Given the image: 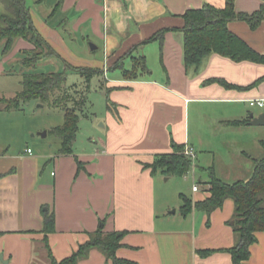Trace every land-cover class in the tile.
I'll use <instances>...</instances> for the list:
<instances>
[{
  "label": "crops",
  "instance_id": "1",
  "mask_svg": "<svg viewBox=\"0 0 264 264\" xmlns=\"http://www.w3.org/2000/svg\"><path fill=\"white\" fill-rule=\"evenodd\" d=\"M263 3L236 0V11L252 15ZM36 4L34 13L30 9L33 22L52 54L64 61V71L66 62L101 70L110 106L104 137L90 142L85 151L74 150L78 134L68 155L60 153L61 145L39 153L30 147L22 152L0 146V264H51L46 237L54 258L63 261L101 228L105 233L125 232L117 256L126 264H233L229 250L238 242L234 200L226 199L210 214L194 208L189 215L178 216L172 207L159 209L160 172L154 175L147 167L156 156L173 153L178 144L203 148L197 156L202 169H214L225 182L253 175V159L260 157L252 150H263L264 124L250 122L264 114V107L251 106V101H264V64L235 62L219 54L208 56L198 72L188 71L184 63L182 16L206 4L224 8L226 0H36ZM59 11L62 17L57 18ZM5 16L10 15L0 13L1 19ZM5 25L6 21L0 29ZM163 29L169 31L162 40L141 44ZM229 29L264 54V22L253 29L246 21L235 20ZM89 31L103 41V61L72 60L64 49L74 50L75 34ZM137 45L133 56L145 57L147 70L128 79L114 66ZM35 49L31 42L16 39L1 58L0 81L10 77L8 63L23 62ZM45 50V55L51 53ZM123 66L133 70L132 56L124 58ZM31 73L36 72L21 73V86L24 75ZM1 90L0 85L4 99ZM3 108L0 112L6 111ZM236 121L245 123L230 124ZM218 161L226 162L228 179L221 177ZM209 181L193 191L194 202L210 196ZM47 213L55 218V229L48 235ZM257 239L248 264H264V232H258ZM202 251L211 253L202 256ZM80 264L113 263L93 249Z\"/></svg>",
  "mask_w": 264,
  "mask_h": 264
},
{
  "label": "trees",
  "instance_id": "2",
  "mask_svg": "<svg viewBox=\"0 0 264 264\" xmlns=\"http://www.w3.org/2000/svg\"><path fill=\"white\" fill-rule=\"evenodd\" d=\"M8 1L12 15L4 18L6 25L0 29V42L6 43V50L12 48L15 40L19 38L34 44L36 49L33 52H28V56L23 60L26 67H31L46 54L45 48L50 50V54L53 53V50L37 30L30 8L26 5V0ZM182 18L184 19V26L180 31L184 35V63L188 71L198 72L204 60L212 54L222 55L235 62L251 61L264 64V54L254 50L245 40L229 29V23L235 20L246 21L253 29L257 28L264 22V3L260 10L250 15L237 13L236 0H226L224 8L206 4L201 9L187 11ZM166 31L169 29L158 31L141 44L162 40ZM138 47L139 45L134 46L114 66L116 69H123L128 79H135L140 72L147 70L146 58L133 56ZM126 56H132L134 68L131 71L125 70L123 66V60ZM66 63L68 70L63 72L25 74L22 89L16 97L9 100L0 99V102L7 105L6 109L8 110L19 109L21 104L37 100L63 111L64 124L55 127L50 133L60 140V153L64 155L71 154L73 151L80 123L78 111L82 107L81 104L84 103V99L80 104L76 98L80 91L78 85L67 86L68 71L72 70L80 74L87 84L91 83L94 77L103 73L101 70L74 67L68 62ZM243 123L245 122L236 121L230 124L241 125ZM261 145L264 150V140ZM173 147V153L158 155L152 164L147 165L154 175L161 172L166 176L185 177L192 171V160L184 154L185 145L174 144ZM253 163L254 172L251 178L234 183L225 182L216 175L214 169H208L210 196L204 201L194 202L191 198L181 196L184 202L181 212L185 216L189 215L194 208L210 214L212 211L221 208L226 199L234 200V230L238 236V242L229 250L233 264H248L251 257V247L258 241L257 233L264 232V158H254ZM54 229V215L45 214L46 235ZM124 235L125 232L105 233L104 229L101 228L92 233L90 240L81 245L78 251L63 261L54 258L47 237L44 239V243L49 250L51 264H80V261L88 258L93 249L103 252L113 264H126V261L117 256V250L122 247ZM210 253L209 251H202L201 255L207 256Z\"/></svg>",
  "mask_w": 264,
  "mask_h": 264
},
{
  "label": "rangeland",
  "instance_id": "3",
  "mask_svg": "<svg viewBox=\"0 0 264 264\" xmlns=\"http://www.w3.org/2000/svg\"><path fill=\"white\" fill-rule=\"evenodd\" d=\"M101 4V2H97ZM7 0H0V13L12 15V11L8 6ZM28 8L34 10L38 8L36 0H26ZM62 17L60 11L56 14L57 18ZM5 24L4 19L0 18V27ZM77 41L73 44L74 50L64 49V52L72 60H99L103 61V41L95 32H78L75 34ZM98 46V49L93 50L92 46ZM6 43L0 42V62L1 58L10 53L13 49L6 50ZM48 50V49H47ZM46 51V50H45ZM49 52V51H48ZM20 57V56H18ZM54 54H47L42 57L37 63L31 67H26L22 61H15L8 63L5 66L6 73L10 77H6L0 81L2 96L7 99L15 97L16 93L21 89V73L22 72H36V73H50L57 71H64V61ZM112 71L110 76H112ZM78 85L80 90L76 98L80 103L84 99L82 107L78 111L80 116L78 133V141L75 144L74 150L76 152L85 151L86 146L90 142H97L103 138L104 130L102 129L104 117L109 109L110 102L105 94L106 81L103 75L96 76L92 79L91 83L87 84L80 74L68 71L67 86ZM1 106V105H0ZM2 105L0 108H3ZM6 109V108H3ZM192 118L194 116L192 112ZM64 112L60 109L54 108L49 104H44L37 100H32L28 103L20 105L19 109L8 110L0 112V146L10 145L13 151H24L30 147L35 152H44L50 148L56 149L60 147V140L50 133L55 127L64 124ZM193 123V122H192ZM47 132L44 137L43 133ZM87 144V145H86ZM84 149V150H83ZM197 156L203 154V148L197 146ZM232 151V150H231ZM255 157L264 158V151L259 148L252 150ZM204 155H207L204 154ZM208 157H205V160ZM235 162V157L231 159ZM208 162V160H206ZM225 161H218V168L221 177L228 179V170L224 168ZM228 163V162H227ZM199 158L195 162V169L192 170L185 177H178L175 175L166 176L163 173H158L156 178V198L158 208L172 207L170 211H178V216H181V207L184 202L181 198L182 195L192 198L193 187L197 185L202 186V182L209 181V174L206 170L202 169ZM223 170V171H222ZM237 181V180H236ZM204 185V184H203Z\"/></svg>",
  "mask_w": 264,
  "mask_h": 264
},
{
  "label": "built area",
  "instance_id": "4",
  "mask_svg": "<svg viewBox=\"0 0 264 264\" xmlns=\"http://www.w3.org/2000/svg\"><path fill=\"white\" fill-rule=\"evenodd\" d=\"M260 106V107H264V101L261 100V101H251V106ZM29 153H31L32 151L31 150H28ZM184 154L190 158L192 160V163H193V169H195V162L197 160V152H196V149L193 147V146H185V150H184ZM199 190L198 186L197 185H194L193 187V191L194 192H197Z\"/></svg>",
  "mask_w": 264,
  "mask_h": 264
},
{
  "label": "water",
  "instance_id": "5",
  "mask_svg": "<svg viewBox=\"0 0 264 264\" xmlns=\"http://www.w3.org/2000/svg\"><path fill=\"white\" fill-rule=\"evenodd\" d=\"M92 49L95 50L96 46L93 45ZM250 124L253 125V126L263 125L264 124V114H262L261 116H258L256 118L253 117V120L250 122ZM43 136L46 137L47 136V132H44ZM0 260L3 261V256H0Z\"/></svg>",
  "mask_w": 264,
  "mask_h": 264
}]
</instances>
